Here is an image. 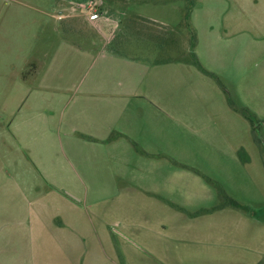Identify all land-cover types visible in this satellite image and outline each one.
Here are the masks:
<instances>
[{
	"label": "rangeland",
	"instance_id": "374dc122",
	"mask_svg": "<svg viewBox=\"0 0 264 264\" xmlns=\"http://www.w3.org/2000/svg\"><path fill=\"white\" fill-rule=\"evenodd\" d=\"M83 1L0 0V173H6L7 155L22 156L28 153L26 146L33 148L44 176L54 172L60 179L74 174L76 197L107 201L102 202L107 206L92 210L96 224H112V232L129 229L140 249L148 252L161 248L157 236L164 229L175 233L188 228L190 234L194 224L190 219L222 207L226 194L247 209L229 213L251 221L245 258L250 264H264V0H97L102 19L92 27L80 6ZM124 14L156 19L157 23L147 37H135L120 49L123 54L150 61H198L193 45L199 40V59L208 64L209 71L214 67L221 72L223 66L217 61L226 57L233 61L227 72L224 69L223 78L213 71L215 76L206 73L209 78L203 83L201 97L188 93L181 100L171 98L172 106L195 110L196 118H188L196 120L184 128L172 121L165 134L149 138L153 145H162L153 146L154 150L161 148L162 153L177 156L179 163L199 168L219 183L215 187L187 170L192 176L187 175L185 187L167 195L172 207H181V216L173 208L167 215L141 205L133 215L129 208L116 210L119 198L121 203L136 198L135 193L122 190L131 184L136 163L123 160L107 165L100 156H93L97 151L90 147L79 144L71 154L67 147L65 125L72 109L66 105L70 98L53 89L76 84L82 66L66 70L69 61L95 57L106 42L104 32L117 39L116 22ZM220 35L227 43L221 42ZM67 73L72 75L71 82L62 80ZM230 101L249 111L256 122L231 110ZM25 134L29 136L26 143ZM117 182L121 192L115 189ZM85 185L98 188L95 193H85ZM175 218L185 221H155ZM234 235L239 230L234 229ZM171 251L177 252L175 248ZM146 257L141 255L137 264H148Z\"/></svg>",
	"mask_w": 264,
	"mask_h": 264
},
{
	"label": "crops",
	"instance_id": "0c3cea01",
	"mask_svg": "<svg viewBox=\"0 0 264 264\" xmlns=\"http://www.w3.org/2000/svg\"><path fill=\"white\" fill-rule=\"evenodd\" d=\"M133 17L124 14L116 22L117 39L103 33L106 42L90 61H69L66 70L82 66L75 85L52 89L70 98L66 108L72 113L65 125L70 154L82 144L97 151L93 156H100L104 164L116 165L123 160L136 163L131 184L122 187L135 193L136 198L123 203L119 198L116 210L129 208L133 215L141 205L167 215L173 208L181 216V207H172L167 195L185 187L186 177L191 175L187 170L215 187L219 183L203 170L179 163L177 156L162 153L161 148L154 150L153 146L162 145H153L149 138L155 133L165 134L172 121L184 128L187 122L196 120L195 110H185L181 104L172 106L171 98L181 100L188 93L201 97L203 83L209 78L206 73L213 71L223 78L224 69L227 72L233 61L226 57L217 61L223 66L221 72L214 67L209 71L208 64L199 59V40L194 48L198 61H150L123 54L120 49L135 37H147L152 24L157 23L156 19ZM219 39L227 43L225 36ZM62 80L71 82L72 75H62ZM63 119L64 114L62 126ZM28 137L24 135L25 143ZM32 142H36L34 137ZM25 150L28 153L22 156L7 155L6 173H0V264H137L141 255L147 256L148 264H250L244 252L251 221L249 217L232 216L229 211L235 208L218 206L201 219H190L194 222L190 234L188 228L175 233L164 229L157 236L161 248L144 251L129 229L112 232V224L94 222L92 210L107 206L102 203L107 201L89 202L86 197H76L74 174L60 179L54 172L44 176L33 148L26 146ZM85 186V193H95L98 188ZM114 186L121 192L118 182ZM155 221L181 224L185 220ZM234 229L239 230L238 236Z\"/></svg>",
	"mask_w": 264,
	"mask_h": 264
},
{
	"label": "trees",
	"instance_id": "16d2710c",
	"mask_svg": "<svg viewBox=\"0 0 264 264\" xmlns=\"http://www.w3.org/2000/svg\"><path fill=\"white\" fill-rule=\"evenodd\" d=\"M194 39V38H193ZM196 43H194V45H193V47L194 46H196L195 45ZM195 48V47H194ZM230 107L235 111V112H237V113H239V114H241V115H243L248 121H250L252 124L254 123V122H256V119H255V117L254 116H252L250 113H249V111H247L246 109H240V108H238L233 102H231L230 101ZM255 140H256V142L258 143V144H261L262 142H261V140L257 137V136H255ZM243 155L244 154H242V153H240V157L241 158H243ZM246 160H248V159H246ZM245 160V161H246ZM211 182V181H210ZM223 196H224V199L226 200L225 201V204L222 206V207H233V208H235V209H238V210H241V211H246L247 212V209L246 208H244V207H242L238 202H236V201H234L233 199H231V198H229L228 196H226L225 194H223Z\"/></svg>",
	"mask_w": 264,
	"mask_h": 264
},
{
	"label": "built area",
	"instance_id": "2783aa9c",
	"mask_svg": "<svg viewBox=\"0 0 264 264\" xmlns=\"http://www.w3.org/2000/svg\"><path fill=\"white\" fill-rule=\"evenodd\" d=\"M84 11L86 12L87 21L95 24L101 21L102 17L98 13V6L99 3L97 0H84L83 3L80 5Z\"/></svg>",
	"mask_w": 264,
	"mask_h": 264
}]
</instances>
